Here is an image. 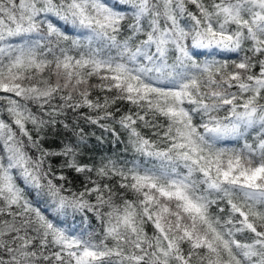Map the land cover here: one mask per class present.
<instances>
[{
	"label": "snow or ice",
	"instance_id": "1",
	"mask_svg": "<svg viewBox=\"0 0 264 264\" xmlns=\"http://www.w3.org/2000/svg\"><path fill=\"white\" fill-rule=\"evenodd\" d=\"M0 264H264V0H0Z\"/></svg>",
	"mask_w": 264,
	"mask_h": 264
},
{
	"label": "trees",
	"instance_id": "2",
	"mask_svg": "<svg viewBox=\"0 0 264 264\" xmlns=\"http://www.w3.org/2000/svg\"><path fill=\"white\" fill-rule=\"evenodd\" d=\"M83 111H87V109H84ZM83 127L88 129V144H87V151L84 152L81 159L84 162L92 163L93 161L99 162L101 159L106 157H112L115 158L120 155H126L129 158H131L134 154L129 151L127 153H124V147L127 142V137H123V142H114V138L109 135L105 134L103 142L96 139L97 136L100 135V129L96 128L95 126L84 124ZM145 132H148L147 129H144ZM93 132H95V135H93ZM62 134L71 135V133H65L64 130H62ZM150 134V133H149ZM251 140V137H249ZM56 140V143H59V140L56 139V137H50L49 143L51 141ZM72 176H76V173H71ZM95 225V221L93 222ZM98 226V225H97ZM149 233L152 232L151 226H148Z\"/></svg>",
	"mask_w": 264,
	"mask_h": 264
}]
</instances>
